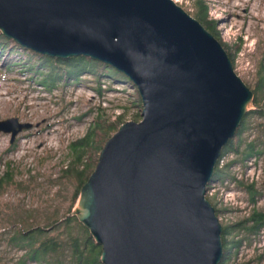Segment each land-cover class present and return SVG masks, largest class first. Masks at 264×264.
I'll return each mask as SVG.
<instances>
[{"label":"water","instance_id":"95a60500","mask_svg":"<svg viewBox=\"0 0 264 264\" xmlns=\"http://www.w3.org/2000/svg\"><path fill=\"white\" fill-rule=\"evenodd\" d=\"M0 31L51 58L123 73L141 120L121 125L68 212L102 264H221L222 226L206 199L221 150L253 93L217 41L172 0H0ZM32 125L0 121L13 145Z\"/></svg>","mask_w":264,"mask_h":264},{"label":"rangeland","instance_id":"374dc122","mask_svg":"<svg viewBox=\"0 0 264 264\" xmlns=\"http://www.w3.org/2000/svg\"><path fill=\"white\" fill-rule=\"evenodd\" d=\"M173 2L194 17L193 0ZM213 9L216 13L211 10L212 17L217 21L216 30L221 42L232 46L241 40L233 68L245 85L251 91L255 90L262 77L264 79V0H217ZM14 49L18 56L12 55L3 61L4 54L0 55V121L17 118L20 123L32 127L20 133L11 146L10 135L0 133V177L6 172L7 163L12 164L10 170L13 171L12 183L0 189V264H10L11 258L20 254L14 253L6 242L7 230L12 227L21 230L45 228L47 236L56 237L63 243L69 242V236L81 239L73 221L64 224L66 218L73 216L74 212H68L78 199V178L63 173L68 169L70 145L84 137L97 116L108 122L119 118L118 125L141 120V105L133 85L126 82L111 84L107 79L95 81L94 77L84 73L79 76V81L64 83L62 79L59 83L63 85L47 92L30 79L31 75L18 72L28 55ZM19 55L23 60L12 70H7V62L14 63ZM256 102L252 105L254 109L249 111L264 110V87L260 92L256 91ZM242 137L245 141L241 148L254 137L263 138L264 119L251 117ZM228 162H237L230 169L231 177L244 184H254L263 195L252 205L247 191L231 182V177L222 184L211 182L210 187L215 189L211 195H206V199L217 211L221 226L247 218L253 209L264 212V155L257 161L249 159L243 165L239 163V157L229 153L222 159L223 164ZM250 162L255 169L248 170ZM83 168L84 165L80 170ZM221 186L231 191L238 205L224 203L217 195ZM237 234L240 238L245 237L244 233ZM67 253L66 249L65 261H68ZM223 264H264V229L250 242L243 241Z\"/></svg>","mask_w":264,"mask_h":264},{"label":"trees","instance_id":"16d2710c","mask_svg":"<svg viewBox=\"0 0 264 264\" xmlns=\"http://www.w3.org/2000/svg\"><path fill=\"white\" fill-rule=\"evenodd\" d=\"M194 5V19L197 20L213 37L219 41L227 53L232 65H234V57L240 51L241 40L235 45H228L222 43L218 32L216 30L217 21L209 18L208 6L205 0H193ZM16 48L18 51H23L28 55L27 61L22 63L24 66L19 68L20 74L31 75L30 79L37 82V84L51 92L63 82L69 80H76L82 74H89L94 77L95 81L99 79H107L109 83L126 82L133 85L129 79L121 72L113 67L94 61L90 58L79 56L70 57L68 59L51 58L41 55L32 50L24 48L14 40L7 38L0 31V55L4 54L2 58H10L18 56L15 53ZM1 58V57H0ZM20 58L14 63L7 62V70H12L17 66ZM82 63L87 64L82 65ZM264 66H262L263 68ZM61 69V70H60ZM17 70V69H16ZM264 71V70H263ZM36 77V78H34ZM34 78V79H33ZM261 79V78H260ZM79 81V79H78ZM259 86L256 87L253 93V103L256 102L257 93L264 87V79L260 80ZM136 89V88H135ZM137 91V90H136ZM100 93V90H98ZM137 94L138 102L141 105V100ZM253 116H259L264 119V110L248 111L241 120L240 126L235 132L234 138L228 141L227 145L221 150L219 159L213 171L212 182L220 181L221 184L229 181L231 177V167L237 162H228L220 164V161L226 154H235L239 157V163L245 165L249 159L258 160L264 155V137H254L241 148V144L245 141L242 134L246 131L248 121ZM119 118L115 122H108L101 116H97L95 123L87 130L84 137L77 142H74L69 147V164L68 169L64 170L65 175H74L78 178V190L76 198L80 192L81 187L88 180L90 174L94 170L100 151L102 150L105 142L118 130L121 125H118ZM13 147H10L12 149ZM84 168L80 170L81 166ZM11 163L6 164V172L0 177V189L4 185L11 184L13 181V171L10 170ZM229 178V179H228ZM231 182L242 186L248 193L249 202L254 205L258 197L263 193L258 191L254 184H244L242 181H236L231 177ZM73 221L78 228L81 239L77 237H70L69 242L63 243L56 237L47 236L45 228L35 227L32 229H8L6 233V242L11 247L14 253H20L17 257L11 258L10 264H102L100 261L101 248L95 244L89 231L77 220L75 216L65 219L64 224ZM264 229V212L253 209L249 216L241 221L235 222L229 226H222L221 243L223 256L221 264L228 260L234 250H238L241 243L245 240H250L258 235ZM10 230V235H9ZM244 233V238L238 237V234ZM2 241V240H1ZM67 249L68 261H65V251Z\"/></svg>","mask_w":264,"mask_h":264},{"label":"built area","instance_id":"2783aa9c","mask_svg":"<svg viewBox=\"0 0 264 264\" xmlns=\"http://www.w3.org/2000/svg\"><path fill=\"white\" fill-rule=\"evenodd\" d=\"M173 1V0H172ZM178 1V0H177ZM206 1V3H207V6H208V15H209V18H211V19H213V20H215L212 16H213V13L211 12V10L213 11L214 9H213V7L215 6V4L217 3V0H212L213 1V3H212V1L210 2V0H205ZM174 2H176V1H174ZM213 12H215L216 13V11L214 10ZM211 13H212V15H211ZM220 164H222V160L220 161ZM250 164V166H251V162L249 163ZM253 169H255V167L254 166H251V167H249V169L248 170H253ZM248 170H246V171H248ZM245 178H246V176H244ZM238 179V178H237ZM239 179H242V177H240ZM213 183V182H212ZM221 188V190H217V195L218 196H220V197H222V199H223V201H224V203H228V204H230V205H238V202H236V200H235V197L231 194V191H229V190H226L224 187H220ZM210 189H212L211 191H210ZM214 189L215 188H211L210 187V184H209V186H208V189H207V192H206V195H211V193H213L214 192ZM209 191H210V194H209ZM229 199H227V198Z\"/></svg>","mask_w":264,"mask_h":264}]
</instances>
